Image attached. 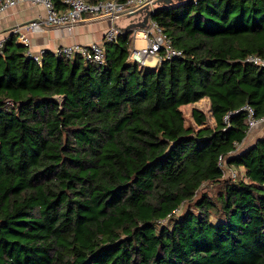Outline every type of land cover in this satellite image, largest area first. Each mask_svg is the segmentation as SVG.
Segmentation results:
<instances>
[{"label": "trees", "instance_id": "trees-1", "mask_svg": "<svg viewBox=\"0 0 264 264\" xmlns=\"http://www.w3.org/2000/svg\"><path fill=\"white\" fill-rule=\"evenodd\" d=\"M152 20L183 57L129 61L126 27L103 64L4 43L0 264H264V137L235 153L242 108L264 117V67L245 62L264 59V0L161 4ZM203 99L214 125L193 107L186 126L181 107Z\"/></svg>", "mask_w": 264, "mask_h": 264}, {"label": "built area", "instance_id": "built-area-1", "mask_svg": "<svg viewBox=\"0 0 264 264\" xmlns=\"http://www.w3.org/2000/svg\"><path fill=\"white\" fill-rule=\"evenodd\" d=\"M192 1L196 2L197 0ZM26 2L42 7L43 14L12 28L7 36L0 38V51L9 36H15L17 45L26 48V55L38 63L41 62L42 55L47 49L41 48L38 52L31 51V38L41 33L47 26H64L82 20L107 16L110 25L104 31L100 41H93L87 44L62 45L52 50L55 56L66 59L80 57L84 61L93 64H103L105 61L104 42H114L117 40L119 34L122 33L116 21L121 16H129L138 10L147 8L155 12L156 9V0H125L123 2L116 0H61L60 6L55 5L54 0H0V14ZM141 18L139 17L138 21ZM71 28L67 27L68 30ZM137 35L145 42V45L139 49H135L132 45L128 60L133 63L145 66L147 59H153L155 63L159 64L162 59L172 60L183 57V51L173 46L171 38L162 32L161 28L152 18H149L147 26L143 29L133 30L134 39ZM245 62L264 67V59L255 55L248 56ZM6 105L10 106L12 103L6 101ZM242 109L247 112V134L259 125L264 124V117L255 118L251 107L244 106ZM229 115L227 114L224 117L225 122H228ZM262 137H264V132ZM239 150L240 144L237 146L235 153ZM218 166L222 170L223 175L228 174L226 176L234 181L242 177H239L235 170L226 164V157H219ZM175 211L178 212V210Z\"/></svg>", "mask_w": 264, "mask_h": 264}, {"label": "crops", "instance_id": "crops-1", "mask_svg": "<svg viewBox=\"0 0 264 264\" xmlns=\"http://www.w3.org/2000/svg\"><path fill=\"white\" fill-rule=\"evenodd\" d=\"M43 14V9L40 6L32 5L28 2L24 4H20L7 10L6 12L0 14V29H5V35L7 36L12 28H15L18 25H21L25 22H28L37 16ZM138 17H135L137 19ZM132 18L128 16H121L117 21L116 24L121 28L127 26L131 22ZM106 23L104 24L103 21H98V24L92 23H85L77 26H73L70 30L67 28H44V30L33 36L32 39V51L38 52L41 48L47 50H54L57 47L62 45H70V44H87L93 41H100L104 31L110 25L109 20H105ZM102 22V23H101ZM94 23V22H93ZM140 37V36H138ZM136 39V38H135ZM141 42L140 46L143 47L145 42L139 38ZM132 45L134 46V38L132 41ZM158 66L157 63L153 59H147V63L144 67L155 68ZM208 104L207 108L209 107V102L207 99H203ZM200 102V101H199ZM189 104L194 107V105L198 104ZM188 105V106H189ZM187 106V105H186ZM184 107V106H183ZM182 108V107H181ZM264 132V124L259 125L257 128L251 130L240 144V149L247 147L254 143L255 140L261 138ZM241 173H243V169L239 168ZM243 174H241L242 176Z\"/></svg>", "mask_w": 264, "mask_h": 264}, {"label": "rangeland", "instance_id": "rangeland-1", "mask_svg": "<svg viewBox=\"0 0 264 264\" xmlns=\"http://www.w3.org/2000/svg\"><path fill=\"white\" fill-rule=\"evenodd\" d=\"M92 24H98L99 22H91ZM102 23V22H101ZM104 24L106 23V21L104 20V22H103ZM7 29H5L4 30V32H3V29H0V38L3 36V35H5V31H6ZM138 34H139V32H137ZM132 38H133V34H132ZM136 39H134V47H135V49H139L141 46H140V44H141V42L142 41H140V37H138V35L135 37ZM13 40H14V42L16 43L17 42V39H16V37L14 36L13 37ZM31 51H32V48H31ZM207 106H208V104L206 103V101H203V100H201L198 104H196V105H194V107H197V108H199V110H201V111H203L204 112V114H205V116H206V124L207 125H210V126H213L214 125V122H213V119H212V117H211V114H210V112H209V108H207ZM193 108H192V106L191 105H187V106H184V107H182L181 108V110H182V113H183V117H184V120H185V125L186 126H190V125H194V122H193V119H192V117H191V110H192ZM232 169H234L235 170V172H236V174L240 177L241 176V174H243V173H241V171L239 170V169H237V168H232ZM227 176H228V174H226ZM226 175H224L225 176V178L227 177ZM228 178V177H227ZM238 178V177H237ZM216 190H215V187L214 186H212V185H210V184H204L202 187H201V189H200V191L198 192V194H197V196H199L201 193H204V192H207V193H210V194H213L214 192H215Z\"/></svg>", "mask_w": 264, "mask_h": 264}, {"label": "water", "instance_id": "water-1", "mask_svg": "<svg viewBox=\"0 0 264 264\" xmlns=\"http://www.w3.org/2000/svg\"><path fill=\"white\" fill-rule=\"evenodd\" d=\"M182 1H192V0H156L155 4H156V8L159 7L161 4L163 5H170L173 3H178V2H182ZM154 15V10L150 11L147 8H145L144 10H138L132 14H130L128 17L129 18H135V17H142L141 20L139 21H131L127 26H125V29H129L133 32V30L136 29H143L144 27L147 26V22L149 20V18H153ZM103 20H108V17H102V18H94V19H89V20H82V21H78L75 22L73 24H69V25H57V26H47L45 28H67V27H73V26H77V25H81V24H85V23H91V22H98V21H103ZM20 46V45H19ZM22 47V46H21Z\"/></svg>", "mask_w": 264, "mask_h": 264}]
</instances>
